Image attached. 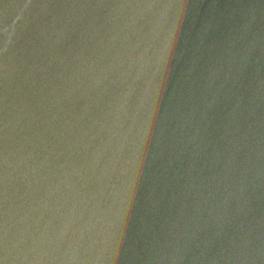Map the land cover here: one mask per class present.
<instances>
[{"label": "water", "instance_id": "95a60500", "mask_svg": "<svg viewBox=\"0 0 264 264\" xmlns=\"http://www.w3.org/2000/svg\"><path fill=\"white\" fill-rule=\"evenodd\" d=\"M0 264H264V0H0Z\"/></svg>", "mask_w": 264, "mask_h": 264}]
</instances>
